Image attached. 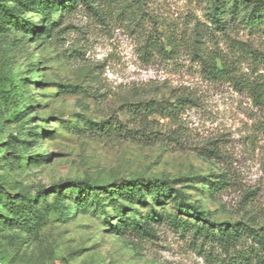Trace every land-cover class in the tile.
<instances>
[{"label":"rangeland","instance_id":"374dc122","mask_svg":"<svg viewBox=\"0 0 264 264\" xmlns=\"http://www.w3.org/2000/svg\"><path fill=\"white\" fill-rule=\"evenodd\" d=\"M22 1L0 7V264L232 260L217 224L264 228V0ZM180 98L175 118L133 114Z\"/></svg>","mask_w":264,"mask_h":264},{"label":"trees","instance_id":"16d2710c","mask_svg":"<svg viewBox=\"0 0 264 264\" xmlns=\"http://www.w3.org/2000/svg\"><path fill=\"white\" fill-rule=\"evenodd\" d=\"M18 1H19L18 3L23 2L22 0H18ZM3 2L4 0H0V7H2V10L10 11L11 18H18V15H16L12 10L13 7L4 6ZM40 2L42 3L43 0H40ZM242 2L246 5V7H250V5L252 4V2H250L249 0H243ZM251 10H252V13H255V12L259 13L262 10L264 11V7H261L259 3L255 2L253 3ZM44 29H45L44 30L45 32L46 31L48 32L49 30L46 27ZM236 45H238V48L244 49L241 42H238ZM251 52H254V51H251ZM196 58H197L196 60L200 62L202 68L206 71L207 74L212 75L214 77H217V76L221 77L224 75H227L228 77H230V74L228 72L230 70L226 68L222 59L214 52L208 51V52H204L201 54L199 53L196 55ZM16 80L17 78H15L14 76L13 77L11 76L10 78L7 79L9 91H12L13 93H17V90H18ZM250 87L254 94L259 96L260 98H264V81L252 82L250 83ZM182 102L183 100L180 98V99H177L176 103L174 104L168 103V102L166 104L163 102H156L155 106H153V104L150 102H146L144 104L137 103L133 114L134 116H138L140 120L143 121L147 114L151 113V111L153 110L159 109L161 110L162 113H165L167 116L171 118H175L176 117L175 113L180 108V105H182ZM140 106H143V109H141L142 107ZM16 113L17 111H14V114ZM0 146H2L1 141H0ZM77 183L79 184V187L82 189H91V190L96 189L94 185L90 184L87 181L77 182ZM147 184L149 188H153L157 190L160 187H165L164 182L160 180L150 181ZM135 185H136V182L131 183L128 186L130 187V189H132V188L139 187L140 184H138L137 186ZM143 185H146V184H143ZM102 187L106 188V186H102ZM35 196L36 195H28L25 198V200L30 202L35 199ZM10 204H12V202L10 201L9 198H6L3 201V205L7 207L9 206V209L11 207ZM176 206L179 211H182L185 213H192L200 217L202 221H207L205 214L201 212H198V211L189 212L188 208L182 207L180 203H177ZM12 216H13V219L8 218L7 216H1V218L4 219V221H17L21 217L20 214H17L15 212L12 214ZM24 220L26 219L24 218ZM174 225L175 227H186L185 222H180L178 220L174 221ZM133 229L136 231H139L140 229H142V227L139 225H135L133 226ZM197 230H200V228H197ZM217 231H218V235L215 238V240L220 245V247L226 253H229L231 258H233L232 260L227 261L226 264H240L242 263V259L249 260V255H250L249 251L248 252H246V250L242 251L243 250L242 246H240L238 250L235 249L236 246L241 245V242L247 239L250 240L254 245H256L257 250L259 252V254L258 252L255 254L256 263L264 264V228L256 229V228L248 227L242 224L222 223V224H217ZM235 250L237 251V253L235 254L232 253L233 254L232 255L231 252H235ZM245 264H248V263L245 262Z\"/></svg>","mask_w":264,"mask_h":264}]
</instances>
